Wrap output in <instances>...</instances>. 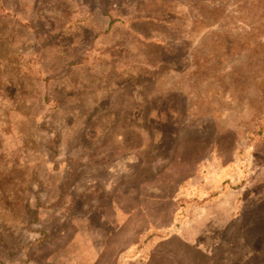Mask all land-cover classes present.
Segmentation results:
<instances>
[{"label": "rangeland", "instance_id": "obj_1", "mask_svg": "<svg viewBox=\"0 0 264 264\" xmlns=\"http://www.w3.org/2000/svg\"><path fill=\"white\" fill-rule=\"evenodd\" d=\"M0 264H264V0H0Z\"/></svg>", "mask_w": 264, "mask_h": 264}]
</instances>
